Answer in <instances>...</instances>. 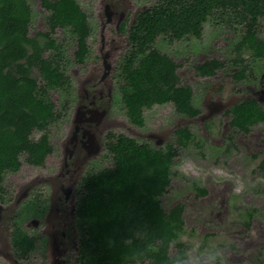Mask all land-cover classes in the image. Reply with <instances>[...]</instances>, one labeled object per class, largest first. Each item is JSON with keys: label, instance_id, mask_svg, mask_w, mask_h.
Returning a JSON list of instances; mask_svg holds the SVG:
<instances>
[{"label": "rangeland", "instance_id": "rangeland-1", "mask_svg": "<svg viewBox=\"0 0 264 264\" xmlns=\"http://www.w3.org/2000/svg\"><path fill=\"white\" fill-rule=\"evenodd\" d=\"M88 15L91 34L87 39L90 56L83 63L73 61L76 41L62 28L52 33L62 43L68 58L65 72L71 81L66 94L52 90L55 109L68 99L62 117L48 130L52 152L44 165L35 166L21 158L18 171L4 176L5 201L0 198V264H74L78 233L72 218L76 188L86 171L112 165L105 149V133H123L154 147L175 142L174 130L188 127L193 140L177 148L171 183L161 196L168 210L183 204L185 231L180 242L188 259L204 264H259L264 259V123L250 132H231L226 110L240 100L255 98L264 106V71L246 82H235L232 66L235 43L242 32L208 19L200 37L168 40L159 37L156 47L178 63L181 84L193 90V104L200 113L192 118L176 114L172 103L144 110V125L131 124L125 114L115 68L128 46L120 24H131L136 14L157 0H77ZM32 16L31 36L46 32V10L41 0H28ZM264 38V20L260 24ZM244 57H248L244 52ZM217 58L225 66L212 76H201L195 65ZM31 75L40 80L36 68ZM41 132H34L38 138ZM204 189L205 193H199ZM38 195V198H37ZM35 203L34 205H31ZM252 210V216H245ZM19 223L35 248L26 256L15 253L10 233ZM249 222V227L245 225ZM176 246L172 244L171 253Z\"/></svg>", "mask_w": 264, "mask_h": 264}, {"label": "trees", "instance_id": "trees-1", "mask_svg": "<svg viewBox=\"0 0 264 264\" xmlns=\"http://www.w3.org/2000/svg\"><path fill=\"white\" fill-rule=\"evenodd\" d=\"M46 10V32L31 36L32 11L28 0H0V198L5 201L4 176L16 172L21 158L35 166L44 165L52 152L48 130L67 110L55 109L50 92L68 93L71 81L65 69L68 58L62 43L51 33L62 28L76 41L73 61L83 63L90 56L87 39L91 34L88 15L77 0H41ZM215 19L242 32L233 50L235 82H246L255 72L264 71V0H157L139 11L131 24H120L128 46L113 75L128 121L144 125V110L172 103L176 114L192 118L200 113L193 104V90L181 84L179 67L170 55L156 47L159 37L182 40L200 37L203 24ZM244 52L248 57H244ZM225 63L211 58L195 65L201 76H212ZM36 68L40 80L31 75ZM231 114L232 131L247 132L264 123V106L255 99H243L226 110ZM34 132H41L34 138ZM175 142L154 147L123 133H105V149L112 165L86 171L76 188L73 211L78 233L74 264H184L189 260L180 236L185 231L183 204L168 210L161 196L171 183L177 148L194 138L188 127L174 130ZM205 193L204 189H198ZM38 198V195H37ZM32 203L31 205H34ZM252 216V210L245 215ZM249 227V222H245ZM35 237L19 225L10 233L18 257L35 248ZM176 246L171 253V246ZM200 264H204L199 261ZM214 264H220L216 261ZM264 264V259L259 263Z\"/></svg>", "mask_w": 264, "mask_h": 264}, {"label": "flooded vegetation", "instance_id": "flooded-vegetation-1", "mask_svg": "<svg viewBox=\"0 0 264 264\" xmlns=\"http://www.w3.org/2000/svg\"><path fill=\"white\" fill-rule=\"evenodd\" d=\"M247 99H255V98H247ZM256 100V99H255ZM241 101V100H240ZM257 101V100H256ZM239 102V101H238ZM260 105H262L259 101H257ZM234 105V104H233ZM233 105H231V106H233ZM231 106L229 107V108H231ZM263 106V105H262ZM228 108V109H229ZM227 109V110H228ZM226 114H228L230 117H231V114L229 113V112H225ZM231 119V118H230ZM229 126H230V122H229ZM251 128H252V126H251ZM251 128L249 129V131H247V132H244V131H237V132H235V134H238V133H240V132H243V133H248V132H250V130H251ZM230 129H231V127H230ZM231 131H232V129H231Z\"/></svg>", "mask_w": 264, "mask_h": 264}, {"label": "clouds", "instance_id": "clouds-1", "mask_svg": "<svg viewBox=\"0 0 264 264\" xmlns=\"http://www.w3.org/2000/svg\"><path fill=\"white\" fill-rule=\"evenodd\" d=\"M184 264H200L197 258H192L190 260L184 261Z\"/></svg>", "mask_w": 264, "mask_h": 264}]
</instances>
